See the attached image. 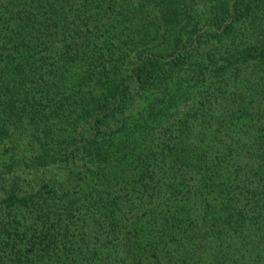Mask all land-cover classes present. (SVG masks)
<instances>
[{"label":"trees","instance_id":"16d2710c","mask_svg":"<svg viewBox=\"0 0 264 264\" xmlns=\"http://www.w3.org/2000/svg\"><path fill=\"white\" fill-rule=\"evenodd\" d=\"M0 264H264V0H0Z\"/></svg>","mask_w":264,"mask_h":264}]
</instances>
